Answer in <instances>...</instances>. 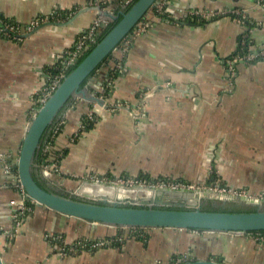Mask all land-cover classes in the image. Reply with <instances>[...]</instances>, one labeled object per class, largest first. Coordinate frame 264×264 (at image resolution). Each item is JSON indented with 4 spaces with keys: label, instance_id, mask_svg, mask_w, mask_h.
<instances>
[{
    "label": "crops",
    "instance_id": "0c3cea01",
    "mask_svg": "<svg viewBox=\"0 0 264 264\" xmlns=\"http://www.w3.org/2000/svg\"><path fill=\"white\" fill-rule=\"evenodd\" d=\"M114 1L0 0V17L18 24L22 35L34 21L66 22L84 7L114 12ZM150 16L152 25L129 35L85 85L104 102L75 98L55 123L62 122L55 147L64 152L63 175L45 177L36 167L35 176L70 195L92 182L88 176H148L260 198L264 57L240 59L264 48V0H169L165 16ZM99 19L96 10L88 11L68 26L45 27L28 38L0 30V232L10 234L0 236L4 263L264 264V243L251 233L150 229L147 240L124 239L128 232L36 204L18 226L11 202L19 194L6 166L17 162L52 70L63 66L64 52ZM108 80L114 81L109 96L102 91ZM90 115L93 127L86 130L83 121ZM99 239L113 242L78 249L80 242Z\"/></svg>",
    "mask_w": 264,
    "mask_h": 264
},
{
    "label": "water",
    "instance_id": "95a60500",
    "mask_svg": "<svg viewBox=\"0 0 264 264\" xmlns=\"http://www.w3.org/2000/svg\"><path fill=\"white\" fill-rule=\"evenodd\" d=\"M161 0H138L125 12L106 11L105 6L84 7L69 21H47L40 23L30 32L18 35L10 32L0 22V28L18 38H28L49 26L65 27L83 13L96 10L103 21L114 23L122 15L117 25L99 42L90 54L66 75L47 101L34 114L23 139L17 158V174L26 192V201L46 207L67 217L122 229H180L199 230L212 233H255L264 232V198H254L242 194L218 193L211 189H170L135 186L120 189L125 185L104 184L85 181L71 197L59 191L40 186L35 169L42 142L51 127L57 122L69 103L82 97L94 103L104 101L87 93L83 84L88 81L112 53L133 34L140 22ZM126 10V9H125ZM44 174V173H43ZM45 175V174H44ZM47 177V175H45ZM145 193L146 197L139 194ZM136 195L135 198L131 195ZM210 201L220 208L226 205L258 208L255 211L203 210L204 202ZM0 264H5L0 250ZM180 264H225L222 260H195Z\"/></svg>",
    "mask_w": 264,
    "mask_h": 264
},
{
    "label": "built area",
    "instance_id": "2783aa9c",
    "mask_svg": "<svg viewBox=\"0 0 264 264\" xmlns=\"http://www.w3.org/2000/svg\"><path fill=\"white\" fill-rule=\"evenodd\" d=\"M135 0H115L113 2L114 5H118L120 8L123 7V9H126L127 7H129L130 5H132L134 3ZM168 1L169 0H161L153 9L150 10V12L152 11V13H148V15L140 22L137 30L135 31L136 33H143L145 32L151 25H152V21H151V16L156 13V15L158 16H164L166 14V7L168 6ZM205 17V16H204ZM4 23L8 29L10 30V32H14V33H18L20 32L21 28L18 24H8L5 22ZM40 23L39 22H35V26L33 25V27L29 28L28 30L34 29L36 26H38ZM108 22L103 21L101 18L100 20L96 21L87 31H85L84 33H82L81 35H79L77 37L76 43L73 45V47L69 50H66L64 52V59H63V66H62V71L61 73L57 74L54 76V78L51 81L50 86L43 92L42 97L38 100V104L37 105H43L48 97L55 91V89L58 87V85L62 82V80L65 78L66 76V72L73 67L77 61L78 58L89 49V46L91 43H95L96 41V32L99 31V28L101 25H107ZM8 33V32H7ZM126 42V39L123 41ZM260 57H264V48L261 49L260 51H252L250 53H246L243 54L241 56L240 60H246V61H254ZM114 89V81L112 80H108V82L106 83L105 87L103 88L102 91H104V93H106L108 96L112 93ZM90 120L92 119V115H90ZM61 126H62V122L57 123L54 127H53V136H56L57 134L60 133L61 130ZM51 147L52 144L51 142L47 141L43 148L41 149V154L42 157L44 158L50 151H51ZM62 156L59 155V157ZM58 157V158H59ZM50 161H47L42 164V170L43 173L45 175H47L48 177L51 176H55L56 174L58 175H63L62 174V170H61V162L59 163V161L56 159H53ZM6 172L9 175L13 176V185L15 187V189L17 190L18 194H19V200H14L11 202L12 207L15 209V218L18 219V226H19V218L21 219L22 217H26L28 214H30V212L32 211V207L29 206L27 204L26 201V192L23 188V186L20 183L19 177L17 175V173H14L12 171V165L8 164L6 166ZM86 179L94 182V183H104V184H121V185H135V186H146L147 183L145 181H137L134 179H118V180H112L110 178H98V177H93V176H88L86 177ZM157 187L160 188H172V189H181V188H185L186 186L184 184H180L174 181H160L157 185ZM261 199L264 198V194L261 195L260 197ZM16 226V227H18ZM125 231H129L132 235L133 234H138L139 236H143L146 237L147 235V229H124ZM9 233H1L0 232V236L2 237H6L9 236ZM251 235L254 236V239L256 240V242L258 243H264V233H260V232H255V233H251ZM112 241H93V242H80L78 243V249L82 248V249H90V250H95V249H99L102 248L104 246L110 245Z\"/></svg>",
    "mask_w": 264,
    "mask_h": 264
},
{
    "label": "trees",
    "instance_id": "16d2710c",
    "mask_svg": "<svg viewBox=\"0 0 264 264\" xmlns=\"http://www.w3.org/2000/svg\"><path fill=\"white\" fill-rule=\"evenodd\" d=\"M136 1H138V0H135L134 2H136ZM131 6L132 5H130L126 10H125V12H127L130 8H131ZM118 8H120V7H118ZM118 8H116V9H114V12H116V13H118ZM165 16V15H164ZM122 19V15H120V17H119V19L118 20H116L114 23H111V24H108V25H101L100 26V28H99V31L98 32H96V41H95V43H91L90 44V46H89V49L86 51V52H84L79 58H78V61H77V63L73 66V67H71L67 72H66V75H68V74H70L75 68H77L78 66H79V64H81V62H83V60L90 54V52L95 48V46L99 43V42H101L102 40H103V38L117 25V23L120 21ZM0 20H3V17H0ZM205 21H202V22H200L199 24H201V25H204L205 23H204ZM111 57V56H110ZM109 57V58H110ZM109 58L100 66V68L106 63V62H108V60H109ZM63 69H62V67H58L56 70H52V72H53V74H54V76L55 75H57V74H59V73H61V71H62ZM95 74V73H94ZM112 75H113V71L111 72L110 71V74H109V77H108V79H111V77H112ZM87 82L88 81H86L84 84H83V86H85L86 84H87ZM105 85H106V83H105ZM41 107V105H38V107L36 108V109H39ZM83 123H84V126L86 127V130H90L92 127H93V122H92V120H87L86 118L84 119V121H83ZM51 129H52V127H51ZM51 129H49V131L47 132V134L45 135V137H44V139H43V142H42V147H41V149L43 148V146H44V144L47 142V141H49V142H51V144H52V147H51V151L43 158L42 157V154H41V150H40V153H39V158H38V163H39V165L42 167V164H43V161H44V163L45 162H47V161H50V162H52L51 160H53V159H57L58 161H59V163L62 161V159H63V155H64V152H60L58 149H56V147H55V140H56V137H57V135L56 136H53L52 134H53V131H52V133L50 134L49 132H50V130ZM62 154V156H60L59 157V155H61ZM59 157V158H58ZM12 171L14 172V173H17V166H16V162L13 164V166H12ZM36 178V180L39 182V184H40V186L41 187H43V188H46V189H48V190H51L50 188H48L41 180H40V178L39 177H35ZM146 180L147 182H150V183H152V184H154V183H156V182H158V180H154V179H151L150 177H148V176H143V177H140L139 178V180ZM160 181H169V180H160ZM27 204L29 205V206H31V207H33V205H35L33 202H27ZM116 229H118V228H116ZM118 230H120V229H118ZM121 232V231H120ZM202 232V231H201ZM260 233H264V232H260ZM120 235V234H119ZM121 236V235H120ZM116 237H118L117 235L113 238V239H115ZM127 237H129V234H126L125 235V237H124V239H126ZM148 238V237H147ZM112 239V238H111ZM99 240H102V241H105V240H107V241H112V240H109V239H99ZM118 243H120V242H114V244L115 245H117ZM119 245V244H118ZM184 262H186V261H181V262H179V263H184Z\"/></svg>",
    "mask_w": 264,
    "mask_h": 264
},
{
    "label": "rangeland",
    "instance_id": "374dc122",
    "mask_svg": "<svg viewBox=\"0 0 264 264\" xmlns=\"http://www.w3.org/2000/svg\"><path fill=\"white\" fill-rule=\"evenodd\" d=\"M100 20V19H99ZM35 22H38V21H34L29 27H33V25L35 24ZM35 26V25H34ZM7 27V26H6ZM31 27V28H32ZM8 28V27H7ZM0 30H1V32H2V34H4V35H6L7 37H9V36H12L10 33H7L6 31H4L3 29H1L0 28ZM159 183V181L158 182H156V183H154V184H152V183H150V182H148L147 183V185L146 186H149V187H151V186H153V185H157ZM107 184H109V183H107ZM111 185V184H110ZM52 186H54L53 184H52ZM185 186L186 187H191V188H193V189H195V188H198V187H192L191 185H187V184H185ZM55 187V189H58V191L59 192H61V193H65L66 195H67V193L65 192V190L64 189H62V188H57L56 186H54ZM125 187H128V188H133V187H135V185H125ZM200 188V187H199ZM204 188H209V187H204ZM210 189H212L215 193H214V195L215 196H217V194L219 193L218 191H221V192H223L222 190H219V189H214V188H210ZM63 190V191H62ZM52 191H56V190H52ZM225 193H229L228 191L226 192V191H224ZM223 192V193H224ZM75 193H76V191L74 192V194H72V195H68V196H71V197H78V198H80L79 196H76L75 195ZM233 194H235V193H233ZM146 195L147 194H145V193H141V194H139V196L140 197H146ZM135 196L136 195H131V197H133V198H135ZM260 199V198H259ZM228 209H232V210H234V211H237V212H239V211H255V210H257L258 208H255V207H253V208H251V207H243V206H236V205H233V206H228L227 207ZM210 210H212V209H210ZM134 235V238H140V239H142V240H147L146 239V237H143L142 235L141 236H139L138 234H133Z\"/></svg>",
    "mask_w": 264,
    "mask_h": 264
},
{
    "label": "bare ground",
    "instance_id": "6f19581e",
    "mask_svg": "<svg viewBox=\"0 0 264 264\" xmlns=\"http://www.w3.org/2000/svg\"><path fill=\"white\" fill-rule=\"evenodd\" d=\"M63 81V80H62ZM42 106V105H41ZM41 108V107H40ZM39 109H37V111H38ZM41 150V149H40ZM18 175V174H17ZM102 179V178H101ZM134 180H136V179H134ZM137 181H140V180H137ZM146 183H148L147 181H145ZM160 182V181H159ZM116 185H121V184H116ZM185 185V184H184ZM143 187H146V186H143ZM151 187H157V186H155V185H153V186H151ZM119 188V190L120 189H124V190H126V188H128V187H124V186H120V187H118ZM158 188H160V187H158ZM199 188V187H198ZM198 188H195V189H198ZM170 189H172V188H170ZM181 189H193V188H191V187H185V188H181ZM194 189V190H195ZM201 189H210V188H201ZM177 190H179V189H177ZM212 190V189H211ZM213 191V190H212ZM219 193H223V192H221V191H218ZM225 193V192H224ZM243 195V194H242ZM34 203V202H33ZM35 204V203H34ZM118 229H120V231H125L124 229H122V228H118ZM148 231H147V233L149 232V230L150 229H147ZM195 231H199V230H195ZM125 232H128L129 233V235L131 236V237H134V235H132L129 231H125ZM147 237H148V234L146 235V239H147ZM121 237H117V239H120ZM99 241H102V240H99ZM105 241H107V240H105ZM88 243H90L89 241H87ZM93 242V241H92ZM113 242V241H112ZM112 242H111V244H112ZM110 244V245H111ZM107 246H109V245H107ZM104 247H106V246H104ZM104 247H102V248H104ZM186 262H188V261H186ZM176 264H180V263H176Z\"/></svg>",
    "mask_w": 264,
    "mask_h": 264
},
{
    "label": "flooded vegetation",
    "instance_id": "af4514ba",
    "mask_svg": "<svg viewBox=\"0 0 264 264\" xmlns=\"http://www.w3.org/2000/svg\"><path fill=\"white\" fill-rule=\"evenodd\" d=\"M128 8V7H127ZM126 8V9H127ZM121 11H125V9H123V7H121V8H119V10H118V12H121ZM116 13V12H115ZM0 22H5L4 20H0ZM108 25V24H107ZM55 125V124H54ZM53 127V126H52ZM48 188H49V186L48 185H46ZM52 187V186H51ZM51 190H53V189H51ZM66 192V191H65ZM67 193V192H66ZM65 194V193H64ZM68 195H70L69 193H67ZM228 205H226V206H224V207H222V208H220V206L219 205H213L210 201H206V202H204V204H203V206H202V209L203 210H210V209H212V210H220V209H222V210H227L228 208Z\"/></svg>",
    "mask_w": 264,
    "mask_h": 264
}]
</instances>
